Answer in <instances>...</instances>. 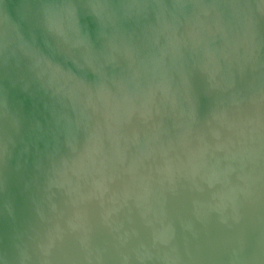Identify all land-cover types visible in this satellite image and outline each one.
I'll return each mask as SVG.
<instances>
[{"label": "water", "instance_id": "1", "mask_svg": "<svg viewBox=\"0 0 264 264\" xmlns=\"http://www.w3.org/2000/svg\"><path fill=\"white\" fill-rule=\"evenodd\" d=\"M0 264H264V0H0Z\"/></svg>", "mask_w": 264, "mask_h": 264}]
</instances>
